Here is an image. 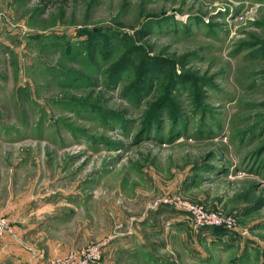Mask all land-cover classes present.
I'll return each mask as SVG.
<instances>
[{
    "label": "rangeland",
    "instance_id": "obj_1",
    "mask_svg": "<svg viewBox=\"0 0 264 264\" xmlns=\"http://www.w3.org/2000/svg\"><path fill=\"white\" fill-rule=\"evenodd\" d=\"M0 213L45 260L264 264V0H0Z\"/></svg>",
    "mask_w": 264,
    "mask_h": 264
},
{
    "label": "built area",
    "instance_id": "obj_2",
    "mask_svg": "<svg viewBox=\"0 0 264 264\" xmlns=\"http://www.w3.org/2000/svg\"><path fill=\"white\" fill-rule=\"evenodd\" d=\"M175 204L185 209L193 227L220 226L225 229L234 227L235 218L224 214L219 208H208L201 203H192L176 198ZM0 236H7L17 244L21 240L16 229L9 223L8 218L0 213ZM36 258V251L26 244L22 245ZM100 243H89L79 247L68 249L64 254L52 256L45 260L44 264H97L100 259Z\"/></svg>",
    "mask_w": 264,
    "mask_h": 264
},
{
    "label": "crops",
    "instance_id": "obj_3",
    "mask_svg": "<svg viewBox=\"0 0 264 264\" xmlns=\"http://www.w3.org/2000/svg\"><path fill=\"white\" fill-rule=\"evenodd\" d=\"M21 228L22 225L20 224ZM25 227V226H24ZM22 229V231H24L26 228ZM29 230L30 232V228H27V231ZM25 236H27V234H24ZM24 236V238H26ZM1 240V246L0 249H2L3 251H1V254H6L9 255L11 254L13 257V262L14 264L19 263V262H24V264H44L45 259L47 257H49L51 255L52 252L55 251V249H52L51 247H43V253L40 252L39 256L37 258H34L31 256L30 252L26 249H24L22 246H20L19 244H17L16 242L12 241L11 239H9L7 236H0Z\"/></svg>",
    "mask_w": 264,
    "mask_h": 264
},
{
    "label": "trees",
    "instance_id": "obj_4",
    "mask_svg": "<svg viewBox=\"0 0 264 264\" xmlns=\"http://www.w3.org/2000/svg\"><path fill=\"white\" fill-rule=\"evenodd\" d=\"M138 33H139L138 34L139 36H142V35H144L145 32L142 30H138ZM141 73H142V70H141ZM212 228H214L215 230H219V231H225L226 230L225 228H222L220 226H212Z\"/></svg>",
    "mask_w": 264,
    "mask_h": 264
}]
</instances>
